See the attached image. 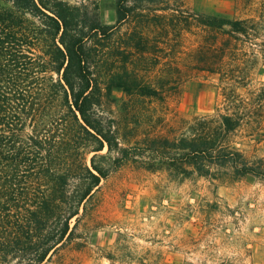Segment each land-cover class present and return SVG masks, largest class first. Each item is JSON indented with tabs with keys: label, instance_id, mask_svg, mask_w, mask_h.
<instances>
[{
	"label": "trees",
	"instance_id": "obj_1",
	"mask_svg": "<svg viewBox=\"0 0 264 264\" xmlns=\"http://www.w3.org/2000/svg\"><path fill=\"white\" fill-rule=\"evenodd\" d=\"M151 9L210 30L196 53L204 72L241 84L232 73L264 61V19L190 13L182 0H117V25ZM114 30L85 5L0 0V264H46L74 238L102 180L128 163L173 179L264 181V156H247L236 141L245 126H264L263 103L228 96L224 112L183 121L172 137L127 141L132 130L113 114V93L161 91L96 75V51ZM225 58L237 64L227 77Z\"/></svg>",
	"mask_w": 264,
	"mask_h": 264
},
{
	"label": "rangeland",
	"instance_id": "obj_2",
	"mask_svg": "<svg viewBox=\"0 0 264 264\" xmlns=\"http://www.w3.org/2000/svg\"><path fill=\"white\" fill-rule=\"evenodd\" d=\"M66 1L115 28L96 51L97 76L120 74L161 91L160 99L113 93V114L132 130L127 141L172 137L183 121L224 112L228 96L264 104L254 100L264 90L262 59L232 73L241 84L200 69L196 53L210 42L207 28L152 9L117 25V0ZM182 1L190 13L264 19V0ZM225 61L227 77L237 64ZM236 141L247 156H264V126H245ZM87 208L74 238L46 264H264V181L252 176L227 183L173 179L128 163L102 180Z\"/></svg>",
	"mask_w": 264,
	"mask_h": 264
}]
</instances>
